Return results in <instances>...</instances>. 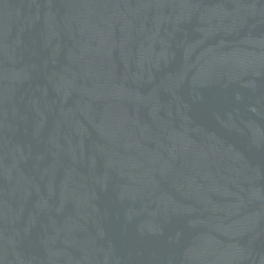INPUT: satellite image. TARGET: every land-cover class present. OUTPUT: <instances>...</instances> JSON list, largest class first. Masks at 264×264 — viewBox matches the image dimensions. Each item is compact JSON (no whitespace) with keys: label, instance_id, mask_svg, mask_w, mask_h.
Wrapping results in <instances>:
<instances>
[{"label":"water","instance_id":"95a60500","mask_svg":"<svg viewBox=\"0 0 264 264\" xmlns=\"http://www.w3.org/2000/svg\"><path fill=\"white\" fill-rule=\"evenodd\" d=\"M0 264H264V0H0Z\"/></svg>","mask_w":264,"mask_h":264}]
</instances>
